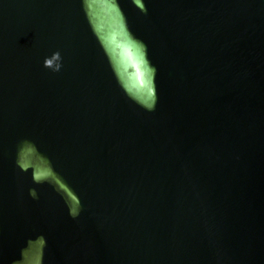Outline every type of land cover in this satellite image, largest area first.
I'll return each instance as SVG.
<instances>
[{
	"label": "water",
	"instance_id": "water-1",
	"mask_svg": "<svg viewBox=\"0 0 264 264\" xmlns=\"http://www.w3.org/2000/svg\"><path fill=\"white\" fill-rule=\"evenodd\" d=\"M0 264H264V0H0Z\"/></svg>",
	"mask_w": 264,
	"mask_h": 264
}]
</instances>
